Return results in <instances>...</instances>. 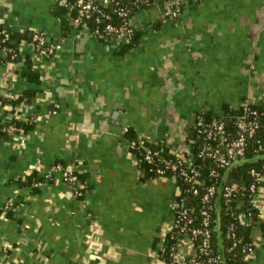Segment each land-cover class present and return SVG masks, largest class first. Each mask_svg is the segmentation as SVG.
<instances>
[{"label": "crops", "instance_id": "crops-1", "mask_svg": "<svg viewBox=\"0 0 264 264\" xmlns=\"http://www.w3.org/2000/svg\"><path fill=\"white\" fill-rule=\"evenodd\" d=\"M168 6L139 11L140 40L123 50L74 26L59 0H0V22L62 43L37 58L33 95L0 104V121L34 119L0 141V264H166L177 182L140 167L126 129L177 149L198 110L264 101V0H182L178 16ZM28 53L23 40L20 58L0 64V94H24ZM55 161L82 172V196L58 175L34 191L17 181ZM11 196L13 215L2 209ZM250 264H264V233Z\"/></svg>", "mask_w": 264, "mask_h": 264}, {"label": "built area", "instance_id": "built-area-1", "mask_svg": "<svg viewBox=\"0 0 264 264\" xmlns=\"http://www.w3.org/2000/svg\"><path fill=\"white\" fill-rule=\"evenodd\" d=\"M72 11L76 7V13L71 16V22L76 27H86L90 30L89 21L93 18L101 22L104 19H111L112 14L104 9V6L115 3L114 11L124 17L121 23L106 21L103 27L96 26L93 30L95 37L111 35L116 41H128L134 33V9L140 6L144 0H127L122 4L119 0H59ZM158 1V0H157ZM155 1V3L157 2ZM169 6L164 13L171 16H178L182 13V0H169ZM149 3V1H147ZM9 36L6 29H1ZM34 43L32 47L35 59L50 56L62 47L61 42L52 41L47 43V35L41 29L34 30ZM254 102L248 98L239 104L242 108L241 114L235 120L236 131L233 133L226 121L214 116L206 121L203 116L198 120V136L191 138L181 148H171L166 151V144L159 143L157 147H150L145 138L139 135L138 140L129 141V146L143 148L142 160L151 164L149 170L155 172L154 176H167L177 179V191L173 200V218L168 233L170 242L164 243L160 252L168 255V260L159 256L166 264H227L223 253L216 249L213 244L214 231L220 229L219 216L220 201L222 197L226 202L234 199L240 206L243 196L247 195L248 202L259 210V219L253 221L252 212H241L239 214L240 224L251 226L254 235L252 242L243 245L245 256L249 264L256 252L258 241L263 238L260 228L264 221V163L262 167H252L250 172L253 181L244 185L239 181L228 180V171L246 155L250 146V139L253 138L259 129H264L263 114L257 108L251 107ZM197 149L194 151V145ZM264 149V142H259L255 148L256 154ZM197 157L209 158L213 165L209 168L208 177L202 172L201 166L195 164ZM140 164V163H139ZM78 169L64 163H52L46 168L45 177L52 179L60 176L72 188L76 196L84 194V182L77 174ZM145 171V170H144ZM146 172V171H145ZM44 182H37L42 184ZM197 196V197H196ZM199 196V198H198ZM198 198V199H196ZM4 211L12 210L18 213L20 203L14 196L9 197L2 206ZM227 210L234 214L235 210L228 204ZM258 230V232H257ZM253 232V233H254ZM227 236L233 239L231 250L242 241V237L236 230V224L231 221L228 225Z\"/></svg>", "mask_w": 264, "mask_h": 264}, {"label": "trees", "instance_id": "trees-1", "mask_svg": "<svg viewBox=\"0 0 264 264\" xmlns=\"http://www.w3.org/2000/svg\"><path fill=\"white\" fill-rule=\"evenodd\" d=\"M96 2H101V0H95ZM122 4L126 3L127 0H119ZM149 1V3H147ZM155 1L157 0H144L140 3L139 7H136L134 9L135 15L141 11L149 8L153 4H155ZM169 1V0H168ZM71 2H74V0H71ZM115 3L112 2L109 5L104 6V9L109 11L112 14L111 19H104L101 22L96 21L95 18L91 19L89 21V27L90 31L93 34V30L96 28V26L103 27L106 21H113L116 23H121L124 20L123 16H120L117 11H114ZM76 13V7H74L71 11V16ZM6 29L9 36H7L4 32L0 33V64L6 62V61H13L16 62L20 58V47L23 40H27L29 42L34 43L33 33H29V31H20L12 28L9 24L5 22H0V30ZM141 32L138 30V26L135 23L134 25V33L130 40L128 41H121L123 42V50L128 47H133L136 45L140 40ZM100 40L103 41H110L113 39L111 35H104L97 37ZM47 43H51L52 40L46 39ZM36 66V59L33 54L28 53L25 58V68L23 70V75L26 76L28 83L30 85L26 88L24 91V94L20 96L18 99L10 98L6 95L0 94V104H4L7 102L16 103L20 101L21 99L25 98V96H31L34 94V90H36V87L33 86V83L38 82L40 79V71ZM251 107L257 108L260 111H264V101L261 102H252ZM242 108L241 106H230L227 105L225 107V113L224 115H221L219 117L223 118L229 129L235 133L236 126H235V120L236 118L241 114ZM203 116L206 121H210L213 119V115L210 114L207 111L204 110H198L196 112V118L193 123V125L188 129V131L185 133V143H188L191 138H194L198 136V120L199 117ZM263 121H264V114H263ZM34 125V119L31 115H27L24 117H18L15 115L6 116L3 121H0V141L2 140H9L12 139L15 132L18 130H27L31 129ZM126 137L129 141L131 140H138L139 135L132 129L131 127H128L126 129L125 133ZM145 143L148 144L150 147H157L159 143H156L152 140H149L147 137H145ZM259 142H264V129L261 128L257 132V134L250 139V146L246 152L245 158L239 162L237 165L233 166L227 174L228 180L230 181H239L244 185H248L253 181V176L251 175V168L252 167H262L264 163V149H262L260 154H256L255 148L258 147ZM197 144L194 145L193 150L195 151L197 149ZM172 147L167 145L166 151L169 152V150ZM130 150L132 153L138 158L143 159V148H139L136 146L130 147ZM54 163H64L63 161H55ZM140 163V167L143 168L146 173L149 176H154L155 172L149 170L151 167V164L148 163L145 160H142ZM65 164V163H64ZM195 164L198 166H201L202 172L206 177H208L209 168L213 165V162L209 158H202L197 157L195 159ZM77 174L81 178V180H85L83 177L82 172L77 171ZM167 176H170L168 174ZM53 179V178H52ZM51 179H48L45 177V174L39 173L38 170H34L33 172L27 174L25 177H19L17 181L21 186H30L31 189L34 191L39 184L37 182H47ZM177 182H180L179 179H177ZM197 197V196H196ZM199 198V196H198ZM196 198V199H198ZM244 202L239 206L237 202L234 199H231L229 202H226V198L222 197L220 201V214L219 216V223H220V229L217 231H214V237H213V244L214 247L218 250H220L223 255L225 256L227 264H249V260L245 256V251H243V245H245L248 242H252L254 239V231L251 226H243L240 224L239 221V214L241 212H248L249 210L252 212V218L253 221H257L259 219V210L255 206H253L251 203L248 202L247 195L243 196ZM228 204L232 207V209L235 210L234 214H231L228 210ZM7 214L13 215L12 210L6 211ZM233 221L236 224V230L238 234L242 237L241 243L239 245H236L231 250L229 247L232 245L233 239L228 237L226 232L228 225L230 222ZM262 233H264V222H261L260 226ZM170 233H167L166 235V243L169 244L170 242ZM159 256L162 258L168 260V255L165 252H160Z\"/></svg>", "mask_w": 264, "mask_h": 264}]
</instances>
